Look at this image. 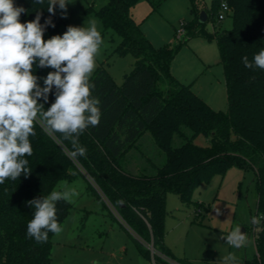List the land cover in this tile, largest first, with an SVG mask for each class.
Here are the masks:
<instances>
[{"label":"trees","instance_id":"16d2710c","mask_svg":"<svg viewBox=\"0 0 264 264\" xmlns=\"http://www.w3.org/2000/svg\"><path fill=\"white\" fill-rule=\"evenodd\" d=\"M138 1L109 0L96 10L88 8L106 29H113L121 37L115 51L119 55L131 53L135 62L121 84L104 68L91 74L92 96L100 101L101 118L98 126H89L79 137L80 145L87 149L85 156L71 158V142L62 140L58 133L48 134L37 123L36 135L29 138L33 154L24 157L30 174L0 184V264H55L54 233L49 232L46 243L27 236V224L34 212L27 202L47 196L59 181L83 172L89 186L100 192L98 197L117 209L133 232L129 235L141 254L155 264H167L162 255L173 258L163 242L169 192L187 203L193 190L213 175H222L231 166L253 168L258 195L256 217H264V70L249 69L241 59L247 56L251 62L264 48V0H212L217 17L225 2L233 21L231 29L214 34L224 70L226 111L212 108L189 84L171 73L176 47H155L150 42L132 16ZM146 1L154 11L164 0ZM13 2L26 10L20 16L21 23L40 15L41 25L47 19L54 24L45 27L44 39L59 35L62 20L56 6L54 14L48 12L50 0ZM190 2L195 19L182 23L184 34L207 35L202 30L204 22L199 21L197 0ZM43 69L34 65L33 72L39 78ZM38 83L41 86L39 79ZM55 91L53 88L49 94L45 109L54 102ZM145 132L153 137L165 161L160 166L148 163L134 170L131 156L133 152L140 154L138 140ZM199 135L206 145L195 142ZM71 208L68 201L56 203L60 226ZM254 241L255 255L244 264H264V219ZM146 244L153 248L152 256Z\"/></svg>","mask_w":264,"mask_h":264},{"label":"rangeland","instance_id":"374dc122","mask_svg":"<svg viewBox=\"0 0 264 264\" xmlns=\"http://www.w3.org/2000/svg\"><path fill=\"white\" fill-rule=\"evenodd\" d=\"M108 1L67 0L66 11L57 4V12L62 20L59 35H63L68 26L87 27L89 20H96L104 43L96 57L95 69H106L115 82L121 84L132 69L135 57L131 53L119 55L115 51L121 40L119 34L113 29H106L99 17L88 10H96ZM196 3L199 15L205 12L207 16V20L202 23V30L207 35L179 36V30L184 28L182 23L195 19L190 0H164L154 11L148 1L139 0L132 11L141 30L155 47H176L170 64L171 73L179 81L189 84L212 108L226 111L228 100L224 70L214 34L219 30L231 29L232 15L231 12H225L224 18L220 20L212 0H197ZM52 71V68L43 69L39 76L41 87L44 86L43 78ZM195 142L207 144L202 135L196 137ZM178 143V139H175L174 145ZM138 144L140 154L133 152L131 156L134 170L148 163L158 166L163 164L165 155L148 132L142 134ZM83 174L87 176L85 172ZM84 175L61 180L52 190L75 188L79 193L70 201L72 208L61 224L62 231L53 236V263L155 264L152 259L141 254L129 235V232L133 233L121 221L117 209L104 197H98L100 192L89 186ZM90 183L94 186L91 180ZM257 198L254 169L236 166L200 183L187 203H183L176 193H167L166 234L163 242L173 258L165 255L162 258L167 264H220V259L231 252L237 257L238 264L251 260L256 252L253 229L255 234L260 228V224L251 222V218L257 216ZM217 209L220 215H217ZM237 225L245 228L249 241L241 249H233L220 238ZM146 247L152 256L153 248L148 244Z\"/></svg>","mask_w":264,"mask_h":264},{"label":"clouds","instance_id":"9594fccd","mask_svg":"<svg viewBox=\"0 0 264 264\" xmlns=\"http://www.w3.org/2000/svg\"><path fill=\"white\" fill-rule=\"evenodd\" d=\"M57 4L66 11L67 0H50L48 12L54 14ZM25 11L13 0H0V184L30 174L24 157L33 154L29 138L36 135L37 123L48 134L58 133L62 140L70 141L73 150L69 156L76 158L87 152L79 143L80 135L89 126H98L101 118L100 101L92 96L90 84L96 57L104 43L97 21L89 20L87 27L68 26L63 35L45 40V27H54L51 19L41 25V17L37 15L34 20L21 23L20 16ZM241 59L249 69L264 70V48L251 62L247 56ZM34 65L54 69L43 78V87L33 72ZM53 88L55 100L45 109ZM78 195L75 188H66L28 201L34 212L27 224V236L37 243H46L49 232H61L56 203L70 202ZM220 214L217 209V215ZM261 219L264 217L254 216L251 222L258 225ZM220 238L233 249H241L249 242L239 225ZM220 264H238V260L230 252L220 259Z\"/></svg>","mask_w":264,"mask_h":264},{"label":"built area","instance_id":"2783aa9c","mask_svg":"<svg viewBox=\"0 0 264 264\" xmlns=\"http://www.w3.org/2000/svg\"><path fill=\"white\" fill-rule=\"evenodd\" d=\"M224 5H227L225 2H222L221 5H220V10H219V14H218V19H223L224 18V13L225 12H230V8L229 6L227 5V7H224ZM185 33V29L184 28H181L179 30V36L181 34H184ZM253 235H254V229H253Z\"/></svg>","mask_w":264,"mask_h":264},{"label":"water","instance_id":"95a60500","mask_svg":"<svg viewBox=\"0 0 264 264\" xmlns=\"http://www.w3.org/2000/svg\"><path fill=\"white\" fill-rule=\"evenodd\" d=\"M206 19H207V16H206L205 12H201L199 15V21L205 22ZM241 231L246 233V230L244 227L241 228Z\"/></svg>","mask_w":264,"mask_h":264},{"label":"crops","instance_id":"0c3cea01","mask_svg":"<svg viewBox=\"0 0 264 264\" xmlns=\"http://www.w3.org/2000/svg\"><path fill=\"white\" fill-rule=\"evenodd\" d=\"M133 9V8H132ZM132 16H133V18H134V15H133V11H132ZM135 20V19H134ZM136 21V20H135ZM121 219V218H120ZM122 221V220H121ZM123 222V221H122ZM124 223V222H123ZM127 226V225H126ZM128 229H129V227H128ZM130 230V229H129ZM131 231V230H130ZM132 232V231H131ZM133 233V232H132Z\"/></svg>","mask_w":264,"mask_h":264}]
</instances>
